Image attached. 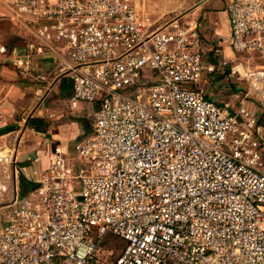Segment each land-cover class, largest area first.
Returning a JSON list of instances; mask_svg holds the SVG:
<instances>
[{
    "label": "built area",
    "instance_id": "built-area-1",
    "mask_svg": "<svg viewBox=\"0 0 264 264\" xmlns=\"http://www.w3.org/2000/svg\"><path fill=\"white\" fill-rule=\"evenodd\" d=\"M224 4L235 63L196 20L153 30L132 0H0L23 29L4 61L93 105L79 162L56 143L29 177L0 151V264H264V0Z\"/></svg>",
    "mask_w": 264,
    "mask_h": 264
},
{
    "label": "crops",
    "instance_id": "crops-1",
    "mask_svg": "<svg viewBox=\"0 0 264 264\" xmlns=\"http://www.w3.org/2000/svg\"><path fill=\"white\" fill-rule=\"evenodd\" d=\"M208 1L210 0H201L194 6V8L199 9V12L198 16L193 18V20L200 23L202 31H204L208 38L209 48L219 49L224 57H227L231 60V62L235 63L238 58L230 47L231 32L229 16L224 8L225 4H223L220 0H216L221 4L217 10L221 11L224 15L225 19L223 20L222 27H225L227 32L224 33L222 30H219L220 27L218 28V19H215V23L217 25H214L215 33L212 35L207 29L208 13L204 12ZM1 7L4 9L2 5ZM3 14L6 17V11L3 12ZM20 35H23L22 31L14 32L12 37L13 40L4 42L3 39L0 38V42L20 45L22 43ZM4 60V57L0 55V151L10 150V152L16 157L19 163L18 165L24 168L29 177H34V171H38V173H40L42 170L47 168L48 154L54 144L60 143L70 153V145L74 142L76 143L78 139H81L84 135L89 133L82 123V118H85L88 115L92 116L91 109L93 108V105L81 102L78 108L74 111H70L68 108L73 117L72 119L59 123L60 128L58 132L52 134L53 140L56 143L45 141V143L40 142L26 145L25 134L28 130L42 133L50 130L49 121L50 118L56 114V111L52 105L48 106L45 104L48 103V96L51 95V91L57 93L59 95V100L65 101V106L67 107V99L73 94L72 80L69 78V75H60L57 77L55 76L49 81L48 79L51 77V74H54L52 72L53 68L44 65L47 71H49L47 76L48 78L46 80L47 82L49 81L48 85L43 84L45 81H39L38 84H32V82L28 79L20 76L17 70L11 66L9 61ZM63 77H68L70 80L65 82L64 88L62 89L61 83L62 79L64 80ZM60 110L61 109H58L57 112ZM69 111L67 110V112ZM63 113L64 112L58 115L59 118L64 116ZM33 117L43 118L48 124L46 129L35 130L32 128L28 124V119ZM43 146L45 148H42ZM33 152L37 153L39 160L33 164L24 166L22 163L28 160L27 155L32 154Z\"/></svg>",
    "mask_w": 264,
    "mask_h": 264
},
{
    "label": "rangeland",
    "instance_id": "rangeland-1",
    "mask_svg": "<svg viewBox=\"0 0 264 264\" xmlns=\"http://www.w3.org/2000/svg\"><path fill=\"white\" fill-rule=\"evenodd\" d=\"M140 10L142 14H145L150 18V23L152 25L151 29L155 30L160 27H162L165 23H168L173 20H180V22H186V21H191L193 18H196L198 16L199 9L194 8V6L199 3L201 0H132ZM223 2H226L227 0H220ZM207 7L205 8L204 12L208 13V31L211 32L212 35L215 33V28L214 25H217L215 23V19H218L219 22V30H222L224 33H226V28L222 27L224 15L221 11L217 10L221 6V4L216 1V0H210L208 3H206ZM196 9V10H194ZM3 12L5 10L1 7L0 5V38L3 39L4 42H9L13 40V33L18 32V31H23V29L18 28L9 18L5 17ZM240 59L245 60L244 65H250V66H255L257 63L263 62V59L258 58V57H246V56H241ZM246 61H250V63H247ZM63 76L62 73L58 74L54 73L51 74V77H49V81L52 80L55 76ZM32 84H38L39 81L37 80H32L28 79ZM48 81V82H49ZM48 82L45 81L43 84H47ZM48 103L45 105H52L53 108H55V113L53 117L50 118L49 121V128L50 130L47 132H33L32 130H28L25 134V140H26V145H31L32 143H45V141L49 142L51 141L52 143H56L53 140L52 134L58 132L59 130V123L62 121H66L69 119H72V113L69 111L68 107L65 106V101H60L59 100V95L57 93H54L51 91V95L48 96ZM58 98V99H57ZM56 101V102H54ZM64 108V109H63ZM58 109H61L59 112ZM67 110L69 112H67ZM62 112H64V116L60 117ZM83 119V124L86 130L88 132L91 131L92 129V124H93V117L91 115H88ZM264 124V120L262 122ZM23 132V130H22ZM25 132V131H24ZM24 134V133H23ZM43 139V140H41ZM45 139V140H44ZM50 139V140H46ZM72 143V142H71ZM70 143V144H71ZM74 143H72L69 147L70 153L67 156L69 160H73L74 162H79L80 158L79 156L74 152ZM42 148H45L44 146ZM41 148V149H42ZM31 155V156H30ZM36 155V152H33L32 154L27 155L29 159L28 161L30 164H33V160L30 159ZM1 168L2 165H0V174H1ZM27 186V185H26ZM25 185L19 186L20 191L24 190ZM1 212V211H0ZM107 249H113V254L110 255L109 259L114 260L115 257L119 255L121 252L122 244L118 241H114V243H109L106 246Z\"/></svg>",
    "mask_w": 264,
    "mask_h": 264
},
{
    "label": "trees",
    "instance_id": "trees-1",
    "mask_svg": "<svg viewBox=\"0 0 264 264\" xmlns=\"http://www.w3.org/2000/svg\"><path fill=\"white\" fill-rule=\"evenodd\" d=\"M64 78V80L62 79V83H61V88L63 89L64 88V85H65V82L66 81H69L70 79V77L68 78V77H63ZM72 80V79H71ZM72 82V86H73V81H71ZM28 124L32 127V128H34L35 130H44V129H46V127H47V122L43 119V118H39V117H33V118H29L28 119ZM91 132V131H90ZM89 132V133H90ZM88 133V134H89ZM37 154V153H36ZM32 158V157H31ZM29 160V159H28ZM25 161V162H23L22 164L24 165V166H26V165H28V164H30V162L29 161ZM33 185H36L35 183L33 184ZM26 185H25V188H24V190H22V192L24 193L25 191H26ZM114 241H117L116 239H111V241H110V244L111 243H114ZM121 244H123V243H121Z\"/></svg>",
    "mask_w": 264,
    "mask_h": 264
},
{
    "label": "water",
    "instance_id": "water-1",
    "mask_svg": "<svg viewBox=\"0 0 264 264\" xmlns=\"http://www.w3.org/2000/svg\"><path fill=\"white\" fill-rule=\"evenodd\" d=\"M27 185L26 191H30L36 187L32 182L27 180L23 175H19V186Z\"/></svg>",
    "mask_w": 264,
    "mask_h": 264
}]
</instances>
